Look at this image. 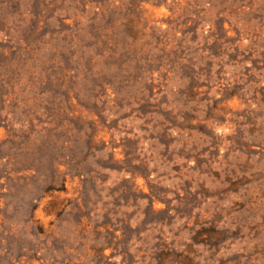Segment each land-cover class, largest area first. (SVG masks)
I'll use <instances>...</instances> for the list:
<instances>
[{
  "label": "rangeland",
  "instance_id": "1",
  "mask_svg": "<svg viewBox=\"0 0 264 264\" xmlns=\"http://www.w3.org/2000/svg\"><path fill=\"white\" fill-rule=\"evenodd\" d=\"M0 264H264V0H0Z\"/></svg>",
  "mask_w": 264,
  "mask_h": 264
}]
</instances>
